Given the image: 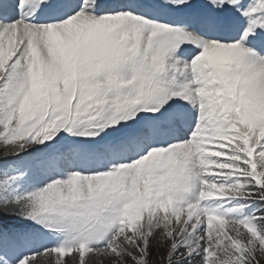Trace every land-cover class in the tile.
I'll return each instance as SVG.
<instances>
[{
	"label": "snow or ice",
	"instance_id": "snow-or-ice-1",
	"mask_svg": "<svg viewBox=\"0 0 264 264\" xmlns=\"http://www.w3.org/2000/svg\"><path fill=\"white\" fill-rule=\"evenodd\" d=\"M264 0H0V264H261Z\"/></svg>",
	"mask_w": 264,
	"mask_h": 264
},
{
	"label": "rangeland",
	"instance_id": "rangeland-1",
	"mask_svg": "<svg viewBox=\"0 0 264 264\" xmlns=\"http://www.w3.org/2000/svg\"><path fill=\"white\" fill-rule=\"evenodd\" d=\"M261 264H264V259H261Z\"/></svg>",
	"mask_w": 264,
	"mask_h": 264
}]
</instances>
